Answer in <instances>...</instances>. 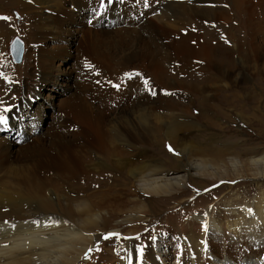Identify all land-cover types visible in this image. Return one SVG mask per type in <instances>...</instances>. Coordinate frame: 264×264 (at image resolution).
<instances>
[{
  "label": "rangeland",
  "instance_id": "374dc122",
  "mask_svg": "<svg viewBox=\"0 0 264 264\" xmlns=\"http://www.w3.org/2000/svg\"><path fill=\"white\" fill-rule=\"evenodd\" d=\"M122 1L0 0V14L9 18L0 21V116L6 120L0 122V191L13 190L24 166L69 152L82 167L77 189L55 171L35 175L52 180L48 189H71L75 203L105 200L115 210L101 229L111 235H101L83 264H120L116 251L128 241L141 251L134 264H153L147 240L169 264H189L184 237L204 233L196 215L214 207L228 187L254 196L257 184L243 180L248 170L228 172L225 180L206 178L197 182L202 187L188 184L172 197L149 198L135 194L133 171L148 166L173 174L192 148L225 151L226 166L227 151L242 158L250 149L264 153V0ZM102 3L109 14L87 27L88 11ZM15 37L25 45L19 64L9 55ZM21 116L37 117L39 133L28 130L25 137ZM135 213L137 222L119 224ZM116 228L121 232L111 233ZM224 234H206L220 253L231 252L229 242L223 248ZM210 260L199 255L197 264Z\"/></svg>",
  "mask_w": 264,
  "mask_h": 264
},
{
  "label": "bare ground",
  "instance_id": "6f19581e",
  "mask_svg": "<svg viewBox=\"0 0 264 264\" xmlns=\"http://www.w3.org/2000/svg\"><path fill=\"white\" fill-rule=\"evenodd\" d=\"M22 1L13 0L12 3L22 5ZM51 1L55 0H42L41 4H49ZM4 147L6 148V145ZM251 150L245 151L249 156L244 158L234 157L232 151H227L226 153L230 155V165L226 166L221 159L225 151L217 150L215 147L192 148L191 151L183 154L187 157L176 161L178 164L173 174L169 170H157L148 166L141 171H133L135 179L139 178L135 186L137 191L135 194L149 198L172 197L171 194L174 192L180 190L184 192L188 184L196 185L198 188L203 184L197 182L200 183L206 178L223 180L228 172L236 174L248 170L249 179H242L254 181L259 192L251 196L250 193L243 191L236 192L235 187H228V193L214 204L215 208L210 206L205 210L206 213L204 211L203 214L196 215L194 221L202 224L204 233L201 236L188 233L189 237L184 238L196 257L199 258V255L208 252L212 256L210 264H264V153L261 154L256 150L250 152ZM212 157L215 159H211ZM56 158L58 161H52L51 158L46 159L45 162L35 161L32 169L30 165L24 166L26 174L16 179L13 190L0 191V264H83L90 250L108 232L103 234L102 227L108 220L107 214L111 215L115 211L114 204H108L105 200L75 203L70 192L71 189H77L73 182L76 178H81L82 167L79 165V160L69 152L60 153ZM217 160H220L219 163L216 162ZM37 169L61 174L58 175V179L61 178L69 184L70 192L62 193L63 185H54L55 187H51L53 189H48V182L51 183L52 180L50 182L49 179L47 181L35 175ZM241 177L243 176H237L235 179ZM58 179L55 177L57 182L60 181ZM2 185L6 186L5 183ZM156 203L155 199L150 200L152 206ZM142 211L141 208L137 209V212L142 213ZM150 211L155 210L151 208ZM73 215L76 218L79 216L78 219ZM139 219L141 218L138 213L130 214L126 215L119 224L128 222L133 224ZM110 231L121 232L118 228ZM227 232L228 239L225 238L223 248L229 242L231 252L223 249L220 253V246H216L215 249V245L208 241L206 234L210 233L212 238L219 239ZM126 234L131 236L136 233ZM147 243L146 253L153 264L171 263L170 260L167 262V259H164L165 252L158 245L149 240ZM137 244L128 241L117 249L118 256L122 252V264H130V258L131 264L136 262L135 257L140 256L141 252ZM211 245H214L212 251ZM198 258L186 261L189 264H197Z\"/></svg>",
  "mask_w": 264,
  "mask_h": 264
},
{
  "label": "snow or ice",
  "instance_id": "6c2138e0",
  "mask_svg": "<svg viewBox=\"0 0 264 264\" xmlns=\"http://www.w3.org/2000/svg\"><path fill=\"white\" fill-rule=\"evenodd\" d=\"M0 19L7 20L9 18H7V17H0ZM145 83H147V81H145ZM117 87H119V86L117 85ZM0 122H5L6 123V120L4 119V117L0 116ZM113 235H115V234H113ZM105 238L107 239L108 237H105Z\"/></svg>",
  "mask_w": 264,
  "mask_h": 264
},
{
  "label": "water",
  "instance_id": "95a60500",
  "mask_svg": "<svg viewBox=\"0 0 264 264\" xmlns=\"http://www.w3.org/2000/svg\"><path fill=\"white\" fill-rule=\"evenodd\" d=\"M21 52V50H18V53H20Z\"/></svg>",
  "mask_w": 264,
  "mask_h": 264
}]
</instances>
